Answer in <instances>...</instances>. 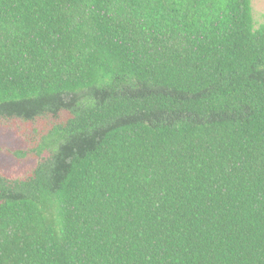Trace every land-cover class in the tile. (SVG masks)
I'll return each mask as SVG.
<instances>
[{
  "label": "trees",
  "instance_id": "16d2710c",
  "mask_svg": "<svg viewBox=\"0 0 264 264\" xmlns=\"http://www.w3.org/2000/svg\"><path fill=\"white\" fill-rule=\"evenodd\" d=\"M251 2L0 0V264H264Z\"/></svg>",
  "mask_w": 264,
  "mask_h": 264
},
{
  "label": "rangeland",
  "instance_id": "374dc122",
  "mask_svg": "<svg viewBox=\"0 0 264 264\" xmlns=\"http://www.w3.org/2000/svg\"><path fill=\"white\" fill-rule=\"evenodd\" d=\"M252 17L255 27L264 25V0H252ZM30 130L21 124L11 125L0 120V167H10L17 171H24L34 163L32 154L25 158L15 157V152L26 150Z\"/></svg>",
  "mask_w": 264,
  "mask_h": 264
}]
</instances>
